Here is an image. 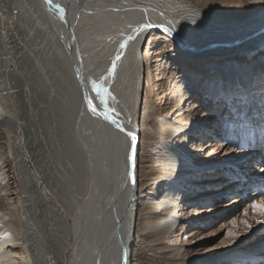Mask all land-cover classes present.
Segmentation results:
<instances>
[{"label":"bare ground","instance_id":"bare-ground-1","mask_svg":"<svg viewBox=\"0 0 264 264\" xmlns=\"http://www.w3.org/2000/svg\"><path fill=\"white\" fill-rule=\"evenodd\" d=\"M4 2L0 0V4ZM8 2L21 6L17 17L26 19L33 25L31 29L41 28L26 53L32 56L38 70L49 69L43 73H49V78L61 87L70 110L77 106L75 133L57 136L52 141L50 147L55 144L58 148L47 154L49 160H45L50 164H45L44 173L55 176L57 181L49 187L65 198L67 180L58 171L67 169L65 165L71 163L74 153L79 161L77 154L81 153L85 165L83 186L87 185L88 196L79 209L78 219L88 229L82 234L83 224L75 223L73 231L67 208L64 207L66 214H60L41 191L40 180L26 161L23 134L16 136L20 127L14 118L8 122L12 128L8 127L0 138L6 140L0 150L8 151L6 163L19 154L18 172L26 198L19 194L13 176L4 171L2 180L13 181V185L8 191L9 202L0 200V264H60L68 250H73L72 264H137V249L147 246L174 264H264V259L258 262L235 258L229 263H195L199 257L192 255L201 250L196 238L201 230L210 227L212 219L208 218L230 205H219L209 217H205L207 212L199 214L197 207L233 197L232 212L245 207L244 210L250 208L261 214L253 204H264V165L261 175L256 174L249 182L237 177L230 179L237 176L233 173L237 170L229 169L264 162V149L257 141L258 138L264 145V112L259 111L264 105V3L245 0L240 6L239 0ZM1 7L0 14L3 4ZM3 66L0 125L7 120L4 117L8 112L12 116V109H8V71L17 75L14 64L10 68L5 61ZM77 69L92 105L85 102V88ZM130 81L133 84L128 87ZM193 88L200 90V96L193 93ZM32 92L36 94L37 89ZM214 106L226 122L209 129L211 120L207 116ZM46 126L50 128L48 123ZM57 126L60 128L59 123ZM220 140L248 151L243 159L235 161L233 154L238 150L228 145L222 152V166L218 165L221 169L203 174L207 173L203 170L214 167H209L212 161L200 158L205 155L198 149ZM4 162L0 166L7 168ZM55 162L58 163L53 166ZM202 175L205 179L215 178L212 191L206 187L205 179L199 177ZM231 221L234 227L229 228L221 245L233 248L218 253L235 257L253 234H264V216L250 229L237 218ZM56 224L61 225L64 235L63 239L58 236L61 242L57 246ZM47 239L53 242L59 259L53 256ZM232 239L241 242L231 246L235 242ZM248 249L251 248L244 249L245 253ZM254 253L264 256V243Z\"/></svg>","mask_w":264,"mask_h":264},{"label":"rangeland","instance_id":"rangeland-1","mask_svg":"<svg viewBox=\"0 0 264 264\" xmlns=\"http://www.w3.org/2000/svg\"><path fill=\"white\" fill-rule=\"evenodd\" d=\"M3 2L4 3L0 4V10L2 8L1 7L2 4H3V9H4L1 13L2 15L0 14V68H2V70L5 69L3 66L5 65V61L7 62V65L10 68L14 64L13 67L15 68L17 75H13L12 73L8 71L9 73V77H8L9 81L7 85L8 103H9L8 109H12L11 110L12 116L8 112L6 117H4L7 119L6 120L7 122L3 121L2 125H0V138L1 136L5 135L4 133L7 129L12 128V126L10 125V123L8 124V122L15 118V121L17 120L16 122L19 123L17 127H20V131L18 130V132L20 133L19 135H16V136L20 138L21 134H23L22 145L24 147V152L26 153V156H27L26 161L27 163L30 164V167L35 172L37 178L40 180L41 191L45 193L46 196H48L51 205L60 214L62 213L66 214L64 207L67 208V211L70 212V219H69L70 228L74 231L75 229L74 226L76 225L79 226L81 223L83 224L82 228L84 227L81 233L84 234L88 228H86L87 226L85 225V222L80 220V217L78 219V215L81 212V210L79 209L83 208L84 202L88 196L87 194L88 188H87V185L83 186V184L85 183L84 176H83L85 165H84V162L82 161L81 153L77 154V156H79L80 163L79 161H76V154L74 153L71 163H66L65 165L67 169L66 170L61 169L58 171L59 175L60 176L62 175L63 178H65V181L67 180L66 181L67 191L65 194L66 196H64L67 199V201L65 198L62 199L60 196L56 195V193L51 191L52 190L51 187H49V185H52L54 181H57L55 179V176L53 177L52 175H47L44 173L46 171L44 169L45 164H50L49 161H46V160H49L47 154L49 152H52V150H55V148H58L55 144H53V147H50L52 141L54 140L55 142V140L57 139V136L64 137L65 135V137H67L68 134L73 135L75 133L74 127H75V121H76L75 116L78 112L77 106L74 110H70L71 108L68 106L70 105V103L68 104L67 103L68 100L66 101V98H63L61 87H59V85H56V82H54L51 78H49V73H45V74L43 73V71H49V69L46 68L41 71L38 70L37 66L34 65L35 63L33 62L32 56H29L26 53V49L32 46L33 44L32 42L33 36L35 37L38 34V32H40L41 28L37 27L38 29L37 28L31 29L33 25H29L26 19L22 20L17 17L18 13L19 14L21 13L20 11L21 6L18 8L17 3L8 2V0H3ZM14 5H16V7ZM183 9H186V8L183 7ZM16 20H18V23H15ZM10 24H11V27H10ZM24 24L26 26H24ZM30 33H31V36H30ZM29 53L33 54V52L31 51H29ZM8 57L9 59L12 60V62H8V59H7ZM3 72L7 73V71H3ZM143 75H144V71H143ZM46 78H49L50 80L49 79L47 80ZM131 82L132 81L129 82L128 87L132 86L133 83ZM33 87L37 89L36 94L32 92V90L34 89ZM192 90L194 94L197 93L200 96L201 94L200 90H198L197 88H193ZM186 106H187V103L185 104V107ZM260 110L264 112V105L260 106L259 111ZM218 111L219 109H215V106L212 110L209 111V115L207 116L208 121L210 122L211 120L209 129L210 127L221 126L220 122H223V123L226 122V121L225 122L222 121L225 118L223 119V115H220ZM248 112H251V110H248ZM45 120H47L46 123L44 122ZM41 123L43 124L41 125ZM47 123L49 124V127H50L49 129H48V126H46ZM58 123L60 124V128L57 126ZM39 128L44 129L43 131L44 134L43 133L40 134L41 129ZM67 129L69 132H67ZM261 133L264 134L263 129H261ZM43 135L45 136V138H43ZM39 136L43 138L44 146L43 144H41V138ZM46 138H48L49 141ZM257 141L259 142L258 146L260 147V149H262V147L264 149V145L261 146L262 143H260V140L258 138H257ZM5 142L6 140L0 139V146L1 144H4ZM77 144L80 145L79 143ZM228 145L238 150V151H234L235 153L233 154L234 155L233 159H235V161L236 160L240 161L241 159H243L245 157V154L248 151L247 148L237 147L235 143H231ZM228 145H226L223 140H220L218 142H212L210 147H207V148L203 147V148L198 149L199 152L203 150L202 153H204L203 155H205V156H201L200 158H203V160L207 159L205 161L213 162L212 165H209V167H214V168L212 169L208 168V170L207 169L203 170V172H207L203 174H208L209 170H210L209 172L212 173L216 170L221 169V168H218L220 167L218 165H221L222 163L221 160L224 158L223 156L224 153L222 152L226 151V148ZM260 149L257 148V150L259 151ZM211 151L212 152L214 151V153L219 151V153L212 154ZM7 152L8 151L0 150V162L1 161L4 162V157ZM68 153L69 151H67L66 149V155ZM20 162H21L20 156L19 154H17L16 158L10 160L7 163L4 162L6 163L7 168L0 166V200L1 202H4V203L9 202L8 191L10 190L11 185H13L11 183L13 181L9 182L8 180L7 181L2 180L4 177V171L6 170H8V175L10 177L13 176L14 180L16 181V184L20 190L19 194L23 196L24 198H26V196L23 193L25 189L24 183L18 172L19 170L18 164L21 165ZM56 163L58 162L52 163V165L54 166V164ZM206 163L207 162H204V164ZM263 165H264V162H262L261 164L252 163L251 165H247L245 163V164H240L239 166H234V167L230 166L229 169L234 168L238 171L237 172L234 170L233 173L237 174V176L234 175V178L231 176L230 179H236L235 177H237L239 180H247L249 182V180H251V178L254 177L256 174L259 176L261 175L260 171ZM87 166L88 165H86V167ZM249 166L251 167L249 168ZM77 167H79V169ZM204 176L205 175H202L199 177H202V179H205ZM243 177H245V179H242ZM204 181H206L205 183L206 187L209 188L211 191L212 189L215 188L214 187L216 185L214 184L215 178H212V179L207 178ZM262 197H264V192H263ZM231 200H233V197L229 198V200L224 201V202H216L213 205L201 206L202 208L196 206L197 209L201 210L199 214H203L207 212L206 213L207 215L205 217H209V216H212L213 213L217 211L219 205H223V206L230 205L228 207H225L223 210L219 211L218 213L214 214L213 217H209L208 218L209 220L212 219L210 227L200 231L199 235L196 238V242H198V244L200 245L201 250L198 254H192V255L199 257L194 260L195 263H202L204 261L205 262L210 261V262H216V263H220L221 261H224L225 263H229L230 260L234 258L239 259L240 261L244 259L247 261L253 260V261L260 262L264 259V256H260L254 253L255 249L261 248V246L263 245L264 234H257L256 236L255 234H253V236L249 238L246 247H242L243 246L242 245L240 247L242 248L241 249L242 252H240L239 254H236L235 257H233L234 255L230 257L229 255L230 253H222V252L218 253L220 251L227 252L233 248V247H230V245H227V246L224 244L221 245V241H223L226 238L227 236L226 234L229 228L232 226L234 227V224L232 223L231 219L233 218L239 219V223L244 224L245 226H247V229H250L251 226L257 225L259 223L258 221L260 217L262 218L264 216V213L257 214L255 213V211L252 212L250 208H248L247 210H244L245 207L240 208L239 210L235 212H232V206H231L232 203H230ZM74 207L76 208L77 211L74 209ZM55 229L56 230L54 233L56 234V237H57L56 238L57 242L55 246H57V244H60L61 242L60 239H58V236H61L62 237L61 239H63L64 235H63V231L61 229L60 224L58 225L56 224ZM53 231L51 233H53ZM74 237L75 236L73 234L71 236V241H70L72 244L75 242ZM232 240L235 241L234 239ZM239 242L241 241L236 240L235 242H233V244H231V246H234L235 244ZM46 243L51 247L53 256L59 259L60 258L59 254H57L56 252L57 249L54 246L53 242L47 239ZM248 247H250L251 249H248L249 252L245 253L244 249ZM72 253H73V250H68L66 252V256L64 260L59 261L60 264H72L71 262ZM203 258H206V260L205 259L203 260ZM136 259L138 260L137 264H174L170 260L165 261V259H162L159 256L158 252L154 248L149 247V246H147L146 248L137 249ZM175 264H178V263H175Z\"/></svg>","mask_w":264,"mask_h":264},{"label":"snow or ice","instance_id":"snow-or-ice-1","mask_svg":"<svg viewBox=\"0 0 264 264\" xmlns=\"http://www.w3.org/2000/svg\"><path fill=\"white\" fill-rule=\"evenodd\" d=\"M260 3H264V0H259ZM245 4V0H239V5L242 6ZM119 59V57H118ZM93 111H95V109H93ZM107 118V116L105 117ZM113 123H115V121H113ZM129 136H132L133 139H135V137L132 135V133H129ZM253 208L260 211L261 213H264V204H253Z\"/></svg>","mask_w":264,"mask_h":264},{"label":"water","instance_id":"water-1","mask_svg":"<svg viewBox=\"0 0 264 264\" xmlns=\"http://www.w3.org/2000/svg\"><path fill=\"white\" fill-rule=\"evenodd\" d=\"M77 72H78V77H79V80H80V82H81V84L83 85V88H85V83H84V78L82 77V74H81V72L77 69ZM83 94L85 95V97H86V99H85V102L87 103H89V104H93L92 102V99H91V97H90V94L88 93V89L86 90V88L84 89V91H83ZM95 105V104H94Z\"/></svg>","mask_w":264,"mask_h":264}]
</instances>
